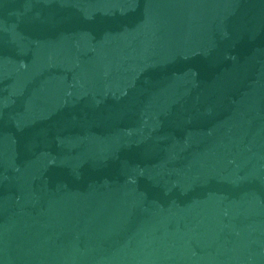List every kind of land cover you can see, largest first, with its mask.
Listing matches in <instances>:
<instances>
[{
  "label": "water",
  "instance_id": "water-1",
  "mask_svg": "<svg viewBox=\"0 0 264 264\" xmlns=\"http://www.w3.org/2000/svg\"><path fill=\"white\" fill-rule=\"evenodd\" d=\"M0 264H264V0H0Z\"/></svg>",
  "mask_w": 264,
  "mask_h": 264
}]
</instances>
